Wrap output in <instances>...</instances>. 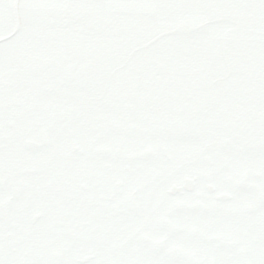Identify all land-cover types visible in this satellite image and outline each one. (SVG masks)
Instances as JSON below:
<instances>
[{"label": "snow or ice", "instance_id": "obj_1", "mask_svg": "<svg viewBox=\"0 0 264 264\" xmlns=\"http://www.w3.org/2000/svg\"><path fill=\"white\" fill-rule=\"evenodd\" d=\"M0 264H264V0H0Z\"/></svg>", "mask_w": 264, "mask_h": 264}]
</instances>
